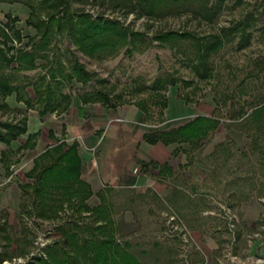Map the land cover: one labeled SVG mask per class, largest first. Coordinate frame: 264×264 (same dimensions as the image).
<instances>
[{
	"label": "rangeland",
	"instance_id": "rangeland-1",
	"mask_svg": "<svg viewBox=\"0 0 264 264\" xmlns=\"http://www.w3.org/2000/svg\"><path fill=\"white\" fill-rule=\"evenodd\" d=\"M203 3L186 0L179 9L185 10L173 9L175 12L148 18L134 12L124 14L106 1L88 2L84 7L94 15L103 13L119 19L135 30L145 31L151 40L141 45L142 50L129 54L123 47L116 55L100 60L81 53L64 34L52 45L51 52L60 56L66 69L71 64L72 51L89 71L106 78L107 88L122 93L126 102L119 106L137 111L131 129L138 145L144 131L175 126L197 114L218 118L216 126L197 145L183 143L184 148L171 155V171H158L149 161L144 165L132 152L113 157L121 175L133 168L131 178L145 172L153 179H167L170 185L162 195L150 187L138 190L126 186L129 180L124 179L120 187L102 189L114 219L111 232L142 264H264V135L259 131L264 133V129L261 122L246 117L264 102V0H208L209 5L216 6L210 19L195 12ZM28 11L22 3H0V19H5L6 12L16 15V26L25 34L23 41L35 33L24 22ZM167 29L191 30L198 35L223 33L222 44L210 56L212 76L200 78L191 68L188 57L195 52L192 38H176L164 44L152 39L155 32ZM42 62L38 59L35 68L19 74L37 79L46 69ZM165 72L188 83L179 80L167 86L163 91L167 106L161 108L147 100L148 89L136 91L135 86L149 84ZM91 87L92 84L65 80L63 90L71 94L73 120H78L79 115L91 116V105H82L81 113L78 110V94ZM25 92L34 96L31 84L26 85ZM140 98L149 103L147 116L136 105ZM6 100L9 107L0 108V119L25 114L28 121L30 115H37L35 108H27L14 93ZM70 107L63 114L48 113L45 121L37 115L36 122L42 121L38 123L37 145L14 153L9 172L0 163V264H30L33 256L45 254L43 248L55 244L61 236L57 226L65 218H29L20 211L18 183L28 180L25 172L32 165V157L54 142L47 136V128L61 135L60 118L66 117ZM113 119L124 120L118 116ZM25 135L12 141L11 147L23 142ZM5 148L7 144L0 141V151ZM75 220L80 225L76 229L80 239L91 234L87 225L96 224L86 215ZM97 234L104 235L101 231Z\"/></svg>",
	"mask_w": 264,
	"mask_h": 264
},
{
	"label": "trees",
	"instance_id": "trees-1",
	"mask_svg": "<svg viewBox=\"0 0 264 264\" xmlns=\"http://www.w3.org/2000/svg\"><path fill=\"white\" fill-rule=\"evenodd\" d=\"M104 1L113 8L122 9L124 14L134 12L136 16L151 18L164 15L168 11L185 10L179 9L186 0H0V3L17 2L26 6L29 11L24 22L35 29V33L23 41L25 34L16 26V15L6 12L5 19H0V108L9 107L6 97L14 93L16 99L22 100L27 108H35L40 117L50 112H65L72 99L71 94L63 90L65 80H74L83 85L92 84L90 89L78 94L82 103L100 102L106 107L115 108L126 102L121 92H113V88H107L106 78L89 71L72 51L73 58L68 69L60 56H57L55 51L51 52L53 41L63 34L71 40L77 50L94 59L114 56L123 47H126L125 51L129 54L134 50H142L141 45L151 40L146 38L145 31L135 30L123 21L108 18L103 13L94 15L84 7L88 2L94 4ZM202 1L204 3L195 12L210 19L216 12V6L209 5L208 0ZM73 3L78 5L73 6ZM187 37L192 38L194 42L195 52L188 57L191 68L200 78L212 76L214 68L210 56L222 44L225 37L222 32L198 35L191 30L167 29L158 30L152 39L164 44L176 38ZM207 37L209 39H206ZM38 59L43 61L42 66L46 69L37 79L31 80L25 73L19 74L21 71L35 68ZM179 80L188 83L174 73L165 72L155 76L149 84H137L135 90L148 89L147 100L164 108L167 106V100L163 91ZM27 84L33 87V97L27 96L25 92ZM136 105L148 115L149 103L145 98L138 99ZM78 110L82 112V105ZM248 116L261 122L264 129V102L254 107L251 113L246 115ZM217 122V117L197 114L175 126L145 131L142 137L149 143L160 140L165 144H176L172 149L174 154L182 148L183 143L190 147L197 145ZM259 131L261 136L264 135ZM21 134H26L24 141L12 148L11 142ZM38 135L39 130L27 132L25 114L14 119H0V141L7 144V148L0 151V163L6 172H9L13 161L12 155L23 149L33 148ZM49 136L55 139V143L46 146L33 157L31 167L25 172L28 180L18 183L22 197L20 211L29 218L65 219L57 226L60 238L55 244L46 245L43 248L46 253L33 256L35 261L31 260L29 263L142 264L111 232L114 230V219L103 192L97 193L100 199L97 204L91 205L87 202L92 189L81 177L82 160L78 153V141H66L56 137L51 129ZM257 136L259 134L255 138ZM152 164L158 167V171H171L167 162ZM83 215L91 217L96 224L87 225L91 234L80 239L76 230L80 225L75 218ZM97 231L103 232L104 235L99 237Z\"/></svg>",
	"mask_w": 264,
	"mask_h": 264
},
{
	"label": "crops",
	"instance_id": "crops-1",
	"mask_svg": "<svg viewBox=\"0 0 264 264\" xmlns=\"http://www.w3.org/2000/svg\"><path fill=\"white\" fill-rule=\"evenodd\" d=\"M72 104L73 100L70 106ZM78 104L91 105V116L86 118L79 115L78 120H73V117L70 116L73 113L72 106H69L71 110L66 113V117L60 118L61 135L58 136L55 129L51 127L47 128V136L54 140V142L48 143L46 146L55 143V139L49 136L50 129L54 131L56 137H60L66 141H72L74 139L78 141V153L82 160L81 177L90 184L92 189V194L87 199V202L91 205L97 204L100 202L97 193L102 192V189L106 186H122V179L129 180L126 181L128 182L127 185L125 184L126 186H134L138 190H145L150 187L157 195L166 193L170 186L168 185L167 179H153L145 172L137 173L131 178V174L135 173L133 168L132 172L130 169H127L121 175L118 169L119 166L113 157H116L118 154L123 155L132 152L133 156L135 157L137 154L139 160H143V163L148 164V161L151 164L153 162H157L158 164H163L164 162L169 163L172 149L174 148L171 146L172 144H165L160 140L155 143H149L142 137L144 131L141 133L142 141L138 145L131 129V123L135 122L134 116L137 114V111L133 108L124 109L119 105V107L111 108L102 105L100 102L82 103L80 99ZM108 109H111V111ZM65 112H62V114ZM36 113L39 116L37 111ZM47 114L39 117L45 121ZM37 115L32 114L28 118L27 132L39 130L40 134L38 123H42V121L40 122L39 120L38 123L36 122ZM115 116L123 118V122H118L116 121L118 119H113ZM45 147L34 156L43 151Z\"/></svg>",
	"mask_w": 264,
	"mask_h": 264
},
{
	"label": "built area",
	"instance_id": "built-area-1",
	"mask_svg": "<svg viewBox=\"0 0 264 264\" xmlns=\"http://www.w3.org/2000/svg\"><path fill=\"white\" fill-rule=\"evenodd\" d=\"M15 42V40H14ZM16 43V42H15ZM8 260H4V263H7ZM15 262V261H14ZM9 264H12V262H8Z\"/></svg>",
	"mask_w": 264,
	"mask_h": 264
}]
</instances>
